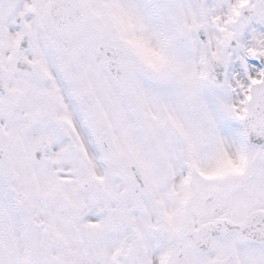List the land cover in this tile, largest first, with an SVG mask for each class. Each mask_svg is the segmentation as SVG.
<instances>
[{
	"label": "snow or ice",
	"instance_id": "1",
	"mask_svg": "<svg viewBox=\"0 0 264 264\" xmlns=\"http://www.w3.org/2000/svg\"><path fill=\"white\" fill-rule=\"evenodd\" d=\"M0 264H264V0H0Z\"/></svg>",
	"mask_w": 264,
	"mask_h": 264
}]
</instances>
